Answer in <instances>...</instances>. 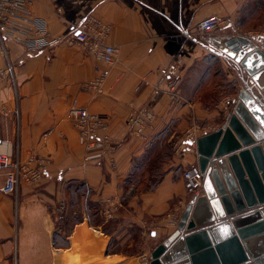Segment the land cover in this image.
Returning a JSON list of instances; mask_svg holds the SVG:
<instances>
[{"label": "crops", "instance_id": "0c3cea01", "mask_svg": "<svg viewBox=\"0 0 264 264\" xmlns=\"http://www.w3.org/2000/svg\"><path fill=\"white\" fill-rule=\"evenodd\" d=\"M32 11L55 37L96 15L112 26L109 43L120 46L121 53L107 66L79 44L29 52L7 39L19 108L3 74L0 155L8 162H0V188L18 146L23 159L35 155L47 172L38 182L22 183L17 196L0 190V264H134L136 257L110 248L112 235L90 224L85 204L69 233L70 246L56 248L55 232L66 235L69 228L67 222L57 227L51 205L68 202V185L80 181L93 190L89 200L99 204L104 218L118 219L120 228L134 224L142 232L149 229L154 248L168 238L177 227L169 216L175 214L179 221L205 194L203 186L195 192L185 186L184 171L198 168L193 140L221 126L243 81L260 95L235 59L213 54L202 44L210 35L200 33L197 25L217 16L221 25L211 35L250 38L264 50V0H33ZM6 67L0 48V68ZM105 70L102 93L86 87ZM73 104L105 119L111 142L102 159L84 162L86 150L68 117ZM144 109L157 115L152 137L170 130L173 152L154 189H126L134 160L152 141L133 134L135 118ZM202 127L206 133L198 129ZM181 143L189 149L184 157L174 152Z\"/></svg>", "mask_w": 264, "mask_h": 264}, {"label": "water", "instance_id": "95a60500", "mask_svg": "<svg viewBox=\"0 0 264 264\" xmlns=\"http://www.w3.org/2000/svg\"><path fill=\"white\" fill-rule=\"evenodd\" d=\"M202 44L235 59L260 95L243 81L221 126L193 140L205 194L151 251L150 264H264V50L240 36Z\"/></svg>", "mask_w": 264, "mask_h": 264}, {"label": "built area", "instance_id": "2783aa9c", "mask_svg": "<svg viewBox=\"0 0 264 264\" xmlns=\"http://www.w3.org/2000/svg\"><path fill=\"white\" fill-rule=\"evenodd\" d=\"M33 0H0V48L6 59V69L0 68V80L3 74L8 75V79L13 87L17 109L18 92L15 75L10 63L7 39L14 40L25 46L29 52L54 48L60 44H79L85 51L104 62L107 66L113 65L118 61L121 47L109 43L112 26L90 14L84 17L78 24L74 25L69 32L62 37L52 36L48 30L47 22L42 18L33 16ZM221 25V20L217 16H209L202 19L197 29L200 33L211 35ZM108 70L101 72L92 80L86 83V87L95 93L103 92V84ZM177 82H175V85ZM68 117L74 123L78 132V142L86 150L84 162L87 164L103 158L104 152L110 144L108 126L102 115L91 113L88 109L73 104L68 110ZM157 121L156 113L151 109L140 111L133 123V134L136 138L149 143L152 138L151 131ZM205 131V127L198 128ZM19 133V129H17ZM192 137V133L188 138ZM174 152L180 157L189 153L186 144L181 143L175 146ZM0 162L7 163L8 158L0 155ZM11 169L7 174L6 183L0 188L6 195H16L22 183L38 182L47 172L46 164L41 162L35 155L28 154L25 159L19 146L16 148L14 158L11 161ZM34 164H38L34 167ZM185 186L190 191H196L203 186V175L199 168L193 167L184 171ZM170 223L176 227L178 217L172 214ZM151 254L144 253L138 257L137 264H150Z\"/></svg>", "mask_w": 264, "mask_h": 264}, {"label": "trees", "instance_id": "16d2710c", "mask_svg": "<svg viewBox=\"0 0 264 264\" xmlns=\"http://www.w3.org/2000/svg\"><path fill=\"white\" fill-rule=\"evenodd\" d=\"M225 84V83H223ZM220 83V85H223ZM170 136V130L164 131L157 136H153L151 138V144L149 145L146 152L140 157L134 160V168L132 169L130 175L126 179L125 187L126 189L130 188L131 186H136L143 190H151L154 189L161 177V164L165 160H168L171 156V142L168 140ZM147 180L145 181V178ZM158 177V178H157ZM146 184L145 187L142 185ZM142 186V187H141ZM93 193L91 188H88L86 184L80 181H73L68 185V194L70 197V207L74 208L77 205V198L88 196L90 197ZM102 216V209L99 206L95 208L94 206H90L88 208V217L90 224L92 226H96L101 228V230L109 234V227L102 225V220L100 219ZM104 217V216H103ZM73 222L68 223L70 228L66 231V235L59 233L56 231L53 237V244L56 248H68L70 246V242L68 240L69 233L71 232V228L74 223L80 221L81 218L78 216L72 217ZM110 222V221H109ZM110 235V234H109ZM113 247V238H112V245L110 248ZM118 253H123L126 255V252L117 251Z\"/></svg>", "mask_w": 264, "mask_h": 264}, {"label": "rangeland", "instance_id": "374dc122", "mask_svg": "<svg viewBox=\"0 0 264 264\" xmlns=\"http://www.w3.org/2000/svg\"><path fill=\"white\" fill-rule=\"evenodd\" d=\"M171 147L173 149V145H171ZM172 152L173 151H171V153ZM164 163H167V160L164 159L161 164V174L164 170ZM147 178L149 177H146L145 181L147 180ZM142 186L145 187L146 184H143ZM83 204L87 205V207H99L98 203L89 200L88 194L87 196L77 198V205L74 208L70 207V200H68V202H66L65 204H63V202L61 203V201L58 200L52 203L51 208L55 211L54 216L57 221V227L62 226L64 222H67V224L69 222L72 223L73 216L80 217ZM100 219L102 220V228L103 226L109 227V234L112 235L113 238V250L116 252H126V256L128 258L136 257V259L132 261L134 262V264L135 262H138L137 257L141 256L144 253H151V251L154 249V238L149 229H144L142 232L141 228L134 224H126L125 226L120 228V221L118 219H106L103 217V215ZM68 228H70L69 224Z\"/></svg>", "mask_w": 264, "mask_h": 264}]
</instances>
